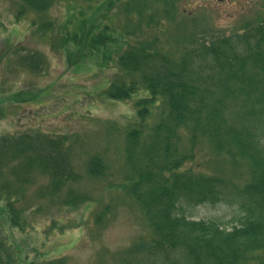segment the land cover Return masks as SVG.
<instances>
[{"label":"rangeland","instance_id":"1","mask_svg":"<svg viewBox=\"0 0 264 264\" xmlns=\"http://www.w3.org/2000/svg\"><path fill=\"white\" fill-rule=\"evenodd\" d=\"M51 1L44 11H36L25 0H0V141L25 133L63 136L78 176L76 187L89 200L63 206V190L52 198L43 192L47 176L33 174L15 204L23 210L22 228L11 226L9 210L0 201V232L15 250L17 264L57 258L69 264H110L113 255L151 235L137 203L123 189L126 132L138 122L139 98L148 94L139 88L126 100L105 96L109 83L140 84L137 75L119 66L118 57L146 43L174 54L189 48L201 31L233 35L245 24L264 20V0H168L169 5L162 0ZM163 11L169 14L164 17ZM97 29L111 39L109 44L88 38ZM157 121L156 112L147 117L149 125ZM93 155L105 166L98 177L87 174ZM192 157L182 169L217 175L236 187L247 182L243 163L231 165L204 140ZM185 212L192 220L226 226L239 213L238 206L226 202ZM248 264H264V252Z\"/></svg>","mask_w":264,"mask_h":264},{"label":"trees","instance_id":"2","mask_svg":"<svg viewBox=\"0 0 264 264\" xmlns=\"http://www.w3.org/2000/svg\"><path fill=\"white\" fill-rule=\"evenodd\" d=\"M25 1L36 11L52 2ZM153 20L149 15L148 22ZM200 33L189 48L174 54L160 51L154 43L128 49L118 64L137 75L140 84L115 81L104 92L112 100H126L139 88L148 94L139 98L138 122L126 132L123 189L137 203L151 235L113 255L110 264H248L264 252V20L245 24L230 36ZM88 38L105 45L111 41L101 37L99 29ZM154 112L158 121L149 125L147 117ZM201 140L231 165L244 164L247 182L242 187L217 175L182 169ZM104 168L93 155L87 174L98 177ZM33 174L47 176L43 192L49 191L52 198L63 190V206L89 200L76 187L78 176L63 136L25 133L2 138L0 201L13 227L22 228L23 210L15 204ZM221 202L238 206L237 220L229 226L192 220L185 212ZM0 264H17V254L2 232ZM46 264L69 263L57 258Z\"/></svg>","mask_w":264,"mask_h":264},{"label":"flooded vegetation","instance_id":"3","mask_svg":"<svg viewBox=\"0 0 264 264\" xmlns=\"http://www.w3.org/2000/svg\"><path fill=\"white\" fill-rule=\"evenodd\" d=\"M225 1L226 0H215V2L217 4H220V3L225 2ZM250 1L252 2V4H254L256 0H250ZM237 2H238V4H240L241 3V0H237ZM210 5H212V4H210Z\"/></svg>","mask_w":264,"mask_h":264}]
</instances>
